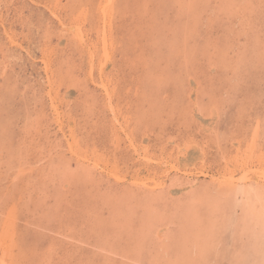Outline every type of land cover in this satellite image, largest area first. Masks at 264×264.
Here are the masks:
<instances>
[{"label": "rangeland", "instance_id": "374dc122", "mask_svg": "<svg viewBox=\"0 0 264 264\" xmlns=\"http://www.w3.org/2000/svg\"><path fill=\"white\" fill-rule=\"evenodd\" d=\"M103 1L0 0V254L264 264V184L215 180L264 165V0H113L100 77Z\"/></svg>", "mask_w": 264, "mask_h": 264}, {"label": "bare ground", "instance_id": "6f19581e", "mask_svg": "<svg viewBox=\"0 0 264 264\" xmlns=\"http://www.w3.org/2000/svg\"><path fill=\"white\" fill-rule=\"evenodd\" d=\"M112 3H113V0H104L103 1V4L102 6L99 7V11H100V14L102 19H103V26L101 25L102 29H101V36L99 37V40H100V47H101V56H102V62H101V66H100V77H101V74L103 73L104 71V68H105V65L107 62L110 61V51H109V42H108V35H107V27L110 25L109 23V14H110V11H111V7H112ZM101 4V3H100ZM101 19V18H100ZM101 19V21H102ZM111 19V18H110ZM100 28V27H99ZM73 35H74V38L79 42V44L81 46H83L84 48H86L89 52V57H90V64H91V69H90V72H92V68L94 66V57H95V52L92 50V47L88 44V42L86 41L85 39V36L82 32V29L80 27L79 24H75L73 27H70L69 28ZM100 33V32H99ZM100 35V34H99ZM78 44V43H76ZM94 49V48H93ZM86 51V50H85ZM46 59V58H45ZM45 63V69H49V63H47V61L44 62ZM107 68V67H106ZM48 71V70H47ZM90 76H92V74H90ZM100 79V78H99ZM100 88L105 92L106 96H107V103H108V108L110 109L112 115H113V122L114 124L116 125H119V120H118V117H117V114L115 112V107L112 105V102H111V95H110V92L107 88V86L105 85V83L103 81L100 82ZM109 84V83H108ZM51 99V108H53L54 110V113L59 117V112H58V107H56V104H55V101L53 100V97L49 98ZM53 106V107H52ZM117 111V110H116ZM61 114V113H60ZM59 119V118H57ZM61 119V118H60ZM58 121V120H57ZM60 121V120H59ZM63 123V122H62ZM120 126V125H119ZM60 127V126H59ZM121 127V126H120ZM119 127V128H120ZM118 128V129H119ZM122 128V127H121ZM72 138V137H71ZM131 141V140H130ZM70 144V143H69ZM132 147L133 144H131ZM72 147V145L70 146ZM69 147V149L72 151V153H74V150L71 149ZM74 147V146H73ZM187 148H185L183 151H180V154H183L185 151H186ZM253 149V148H251ZM135 151L136 150V147L134 148ZM143 151V150H142ZM146 152V151H145ZM250 152V151H249ZM80 153V152H79ZM137 153V152H136ZM140 153V152H139ZM82 154V153H81ZM79 155V154H78ZM142 155V154H141ZM252 155V154H250ZM250 155H247L243 160L242 162H240V165L239 166H232L233 169H229L227 168L228 170H226L225 174H223L221 176V178H215V180L219 181L221 185H225L227 187H235L236 186H239V185H243V184H251L250 182H253L255 184H261L263 183L264 184V165L263 163L260 161H258V165L254 166V164L252 163V158ZM84 157V156H83ZM140 157H144V161H149L151 159L147 158L146 157V154H143V156H140ZM253 157V156H252ZM79 158V157H77ZM81 158V157H80ZM85 159H83L84 161ZM87 160V159H86ZM93 160V159H92ZM89 161V160H88ZM166 163L168 161L164 160ZM263 161V160H262ZM91 162V161H90ZM80 163V162H78ZM84 163V162H83ZM81 164V163H80ZM87 164V163H86ZM93 165V166H92ZM92 166L94 169H97V170H104V167H101L99 165V162L97 159H95L92 163ZM177 165V163H176ZM175 164L172 165V171L174 172H178V173H181L185 175V177L187 176H191L192 178L196 177L194 173H192L193 171L192 170H185L184 168L180 167V166H176ZM89 167V166H88ZM28 171V170H27ZM97 173V172H96ZM108 175H110L112 178H114L117 182L118 181H123L121 179L120 176H118L116 173H113L112 171L108 172L107 173ZM187 175V176H186ZM204 175V174H203ZM167 177V174L164 175L162 178L161 177H158L157 179L154 177V178H150L148 177V180H146L144 182V180H141L140 182L141 185H145L148 183L147 181H153V189H160L162 188L165 184H166V178ZM219 177V176H218ZM151 179V180H149ZM217 181V182H218ZM252 183V184H253ZM29 184V183H28ZM136 185V184H135ZM249 186V185H247ZM246 186V187H247ZM252 186V185H251ZM152 187V186H151ZM240 187V186H239ZM245 188V187H244ZM250 188V187H249ZM257 189V188H256ZM245 193V191L243 192ZM246 195V194H245ZM254 197V196H253ZM264 201V200H263ZM263 205V204H262ZM247 206V205H246ZM261 207V206H260ZM256 218V217H255ZM8 219V218H7ZM263 219V218H262ZM261 219V220H262ZM6 220V219H5ZM258 227V226H257ZM262 228V227H261ZM3 229V228H2ZM4 230V229H3ZM12 237V236H11ZM5 238V237H4ZM3 238V239H4ZM7 240V239H6ZM5 242V241H4ZM6 243V242H5ZM2 246H4V243H3V240L0 241V248L2 250ZM9 248V247H8ZM6 249V248H5ZM9 250V249H8ZM6 252H3L0 254V264H9V259H8V256L5 254ZM10 258V257H9Z\"/></svg>", "mask_w": 264, "mask_h": 264}]
</instances>
